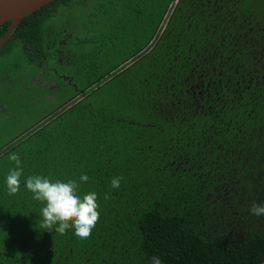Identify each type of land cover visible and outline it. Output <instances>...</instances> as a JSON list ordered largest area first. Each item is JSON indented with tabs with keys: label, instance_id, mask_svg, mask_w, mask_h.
<instances>
[{
	"label": "trees",
	"instance_id": "1",
	"mask_svg": "<svg viewBox=\"0 0 264 264\" xmlns=\"http://www.w3.org/2000/svg\"><path fill=\"white\" fill-rule=\"evenodd\" d=\"M71 7L82 28H58ZM16 50L54 64L58 107L0 145V264H264V0H55ZM31 176L96 193L87 238L44 226Z\"/></svg>",
	"mask_w": 264,
	"mask_h": 264
},
{
	"label": "rangeland",
	"instance_id": "2",
	"mask_svg": "<svg viewBox=\"0 0 264 264\" xmlns=\"http://www.w3.org/2000/svg\"><path fill=\"white\" fill-rule=\"evenodd\" d=\"M58 17V28L61 25L64 28L65 25L69 29L70 22L74 25L82 20V12L79 8L71 7L69 10H61ZM79 26L82 28L80 23ZM52 68L54 64L50 65L49 62H44L40 67L31 63L21 50L0 56V145L48 118V113L58 107V103L55 104L56 94L52 91L55 83L49 80H54L49 74ZM44 88L49 93L45 94L44 99L42 97L45 105H40L43 94L41 90Z\"/></svg>",
	"mask_w": 264,
	"mask_h": 264
},
{
	"label": "clouds",
	"instance_id": "3",
	"mask_svg": "<svg viewBox=\"0 0 264 264\" xmlns=\"http://www.w3.org/2000/svg\"><path fill=\"white\" fill-rule=\"evenodd\" d=\"M9 159L16 161L19 165L16 155H10ZM20 177L19 167L10 170L6 176L5 186L10 195L19 190ZM87 179L86 175H80L81 181H87ZM119 185V179L111 180L113 189L119 188ZM24 187L33 194L35 200L44 202L45 206L41 209V216L47 229L63 233L71 226L74 234L80 238H87L90 235L99 215L95 192L87 193L81 197L77 191V181L57 180L52 182L42 176L28 177L24 181ZM250 212L255 216H264V204H253ZM152 264H162V262L158 257H153Z\"/></svg>",
	"mask_w": 264,
	"mask_h": 264
},
{
	"label": "water",
	"instance_id": "4",
	"mask_svg": "<svg viewBox=\"0 0 264 264\" xmlns=\"http://www.w3.org/2000/svg\"><path fill=\"white\" fill-rule=\"evenodd\" d=\"M53 1L55 0H0V26L10 22L5 34L0 38V47L24 18Z\"/></svg>",
	"mask_w": 264,
	"mask_h": 264
},
{
	"label": "flooded vegetation",
	"instance_id": "5",
	"mask_svg": "<svg viewBox=\"0 0 264 264\" xmlns=\"http://www.w3.org/2000/svg\"><path fill=\"white\" fill-rule=\"evenodd\" d=\"M53 40H54V42H56L55 38H54ZM51 41H52V40H51ZM63 41H64L63 37L60 38V39H58V41H57V45L62 44ZM52 45H53V43L51 44V47H52ZM63 61H64V60H63ZM67 61H68V60L66 59V61H64V62H67ZM58 62L61 64V62H62L61 59H59ZM60 78H61V80H62L63 82H66L67 84H71V83H70V80L68 79L67 76H63V75H61ZM70 97H71V96H70Z\"/></svg>",
	"mask_w": 264,
	"mask_h": 264
}]
</instances>
